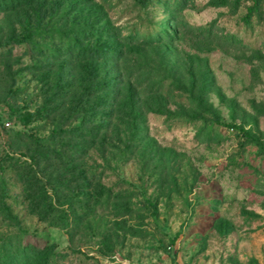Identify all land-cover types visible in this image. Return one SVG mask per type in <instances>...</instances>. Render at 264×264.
<instances>
[{
    "label": "rangeland",
    "instance_id": "rangeland-1",
    "mask_svg": "<svg viewBox=\"0 0 264 264\" xmlns=\"http://www.w3.org/2000/svg\"><path fill=\"white\" fill-rule=\"evenodd\" d=\"M0 264H264V0H0Z\"/></svg>",
    "mask_w": 264,
    "mask_h": 264
},
{
    "label": "trees",
    "instance_id": "trees-1",
    "mask_svg": "<svg viewBox=\"0 0 264 264\" xmlns=\"http://www.w3.org/2000/svg\"><path fill=\"white\" fill-rule=\"evenodd\" d=\"M146 37H148V36H146Z\"/></svg>",
    "mask_w": 264,
    "mask_h": 264
}]
</instances>
